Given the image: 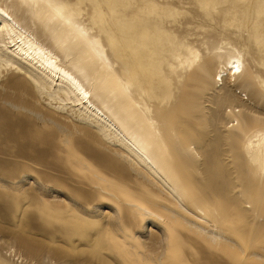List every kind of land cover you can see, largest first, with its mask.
Here are the masks:
<instances>
[{"label":"rangeland","instance_id":"374dc122","mask_svg":"<svg viewBox=\"0 0 264 264\" xmlns=\"http://www.w3.org/2000/svg\"><path fill=\"white\" fill-rule=\"evenodd\" d=\"M150 1L100 0L94 13L83 0L76 24L92 30L90 41L101 39L107 59L97 67L105 63L115 72L121 82L115 101L137 118L124 124L126 134L139 141L135 125L149 126L148 148L162 153L183 203L95 131L77 127L72 112H49L31 88L2 74L0 264H264V171L247 148L264 132V48L253 36L259 23L264 35V15L242 11L240 0ZM37 5L16 0L12 9L81 68L89 54L65 51L70 36L50 14H36ZM107 22L125 52L111 48ZM143 31L149 43L136 57L125 40ZM164 33L174 38L176 53L189 58L192 51L197 59L184 69L164 64L166 80L153 81L140 64ZM219 51L238 52L245 75L216 84ZM93 100L119 116L114 101Z\"/></svg>","mask_w":264,"mask_h":264},{"label":"bare ground","instance_id":"6f19581e","mask_svg":"<svg viewBox=\"0 0 264 264\" xmlns=\"http://www.w3.org/2000/svg\"><path fill=\"white\" fill-rule=\"evenodd\" d=\"M89 1L93 4L94 13L99 12L101 9L100 0ZM209 1L205 0V3L208 4ZM82 2L83 0H77L74 3L63 2L58 4L54 3L53 0H37L36 9V14H50L51 20H56L66 35L70 36V42H67L65 51H68L70 55L79 51L89 54L90 58L87 63L81 68H77L75 64L78 63V60L68 64V56L62 55L55 47V43L50 44L46 39L42 40L27 27L25 24L26 17L22 13L16 14V9H12L16 0H0V76L2 74L13 76L28 86L29 89L31 88L32 92L45 102V105L50 109L49 112L63 115H69L72 112L71 115L75 116L74 120H76L77 127L84 128L88 132L94 133L95 131L101 141L123 152L169 197L178 203H183V195L172 184L176 181L169 174L170 170L166 160L162 157V153L157 149L150 151L148 148L150 144H153L150 139L151 135L146 130L149 126L144 125L141 121L135 125L139 134L136 138L139 141H135L126 134L128 128L124 124H134L137 122V118L133 111L115 101L117 99L116 88L121 87V82L116 77L115 72L105 63L104 68L97 67V62L107 59L101 39L94 37L90 41L92 30L88 31L83 27L80 29V26L76 24L83 14L80 7ZM240 2L244 3L242 11L252 9L257 17L264 15V0H240ZM146 4H152L156 7L152 1ZM150 7L152 6L150 5ZM98 21H102V16L98 18ZM259 24L254 26L253 36L258 44L264 48V35L260 34L262 30L259 28L261 26ZM107 25L109 32L113 34L109 22ZM155 29L158 30L159 28ZM149 36L148 31H143L139 36L142 40H138L139 37L128 36L125 41L129 44V52L136 53V57H139L141 50H137L147 46L146 42L149 43ZM108 40L113 50L125 52L123 49H118L120 41L114 34L109 36ZM173 41L174 38L167 33L154 38L155 49H149V55H147L149 60L146 65L140 64L146 78L153 81L166 80L162 68L164 64L171 70L174 68L184 69L197 59V54L192 51H190L189 58H184L176 53ZM167 56L177 63V67L167 63ZM216 60L217 67L213 76L216 84H222L226 79L235 81L246 73V63L238 52L219 51L216 53ZM82 74L90 79L89 83ZM137 84L140 85L139 82ZM124 86L128 89L132 84L127 80ZM147 89L148 92L149 88ZM148 93L150 94V91ZM95 96L97 99L108 102L114 101L112 107L117 110L119 116L116 117L111 112L107 113L108 110L105 107L94 102ZM134 105L142 111L148 112L146 106L135 103ZM120 116L122 119L119 121L117 119ZM116 121H119L118 124ZM247 148L249 160L259 165L264 171V132L255 133L249 139ZM198 213L203 215L200 210H197ZM198 220L202 222L203 218Z\"/></svg>","mask_w":264,"mask_h":264}]
</instances>
